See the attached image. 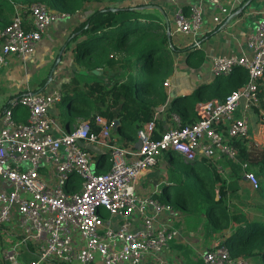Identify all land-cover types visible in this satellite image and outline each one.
Masks as SVG:
<instances>
[{"label":"built area","instance_id":"1","mask_svg":"<svg viewBox=\"0 0 264 264\" xmlns=\"http://www.w3.org/2000/svg\"><path fill=\"white\" fill-rule=\"evenodd\" d=\"M152 1L132 0L131 5L143 7ZM167 1L176 4L171 37L190 39L192 50L202 49L207 12L222 25L245 2L195 0L185 7L178 0ZM14 10L10 24L0 28V66H8L11 59L29 61L49 28L74 16L41 2L15 4ZM180 60L178 54L176 67ZM237 67L247 71L246 84L225 99L198 103L199 120L187 125L171 111L173 95L181 90L175 77H169L164 83L167 100L137 132L140 147L137 142L117 144L114 122L102 116L65 131L56 109L64 98L60 90H28L13 99L0 121V182L8 186L0 190V229L17 239L0 244V264H166L163 255L184 240L173 223L183 212L162 202V191L138 195L136 186L142 174L170 154L181 156L186 164L206 162L228 184L236 166L242 180L257 190V174L243 160L237 142L249 144L257 112L264 119L259 95L264 79V13L248 38L247 51L214 57L210 73L215 79L228 77ZM17 107L26 110L25 122L17 120ZM86 145L108 154V171H96L98 156ZM222 242L201 253L203 264H253L249 258H234ZM28 248L36 260L22 257Z\"/></svg>","mask_w":264,"mask_h":264},{"label":"trees","instance_id":"2","mask_svg":"<svg viewBox=\"0 0 264 264\" xmlns=\"http://www.w3.org/2000/svg\"><path fill=\"white\" fill-rule=\"evenodd\" d=\"M37 2L46 4L52 10L71 14L82 10L90 2H111V6H105L90 15L72 34L75 36L72 41H77L78 36L88 38L77 43L75 60L85 61L90 71L102 69L106 72V68H109V76L85 84L75 77L71 83L63 85L65 96L61 105L65 109L64 123L71 125L73 117L95 111L90 120L94 121L96 116H102L112 122L118 121L115 132L125 143H136L138 130L153 120L156 108L167 100L163 83L173 73L174 61L171 54L179 52L172 37L169 43L166 27L161 25V19L147 12L144 6H132V0H0V28L10 24L5 13H15V4L28 5ZM120 4L123 6H118ZM159 30L163 35L157 40L156 32ZM118 53L124 59L116 60L115 55ZM119 68L122 71L140 68L141 73L130 75L125 80L127 72H124V77L119 79ZM247 80V71L237 67L230 76L216 78L215 83L201 85L189 96L173 99L171 111L181 117L183 125L194 123L199 120L195 111L198 103L225 99L233 90L244 86ZM262 89L264 88L260 86L259 95L264 110ZM144 92H154L157 99L144 98ZM21 111L26 110L22 107L16 108L15 116L18 117V112ZM158 128L160 130L162 126L159 125ZM98 131L95 127V132ZM154 138H159V135L155 134ZM249 144L246 140L237 142L243 160L249 161L257 174L259 188L256 194L264 203V149L259 148L252 140ZM106 161L108 154L101 153L98 158L99 165ZM186 165L187 177L179 183L176 200L170 204L178 210L186 209L188 202L185 201L190 199L193 207L197 208L198 217H201L193 228L194 231L203 225L207 234L213 235L225 226H231L232 230L225 236L222 244L229 248L232 256L249 258L257 264H264V223L251 220L249 215H243L241 211L231 215L227 204L230 197L234 198L241 191L242 177L239 169L233 166L228 184L215 171L209 168L200 169L201 163ZM196 170L199 171L196 173L198 178H193L191 173ZM159 199L169 203L170 194L166 191Z\"/></svg>","mask_w":264,"mask_h":264},{"label":"crops","instance_id":"3","mask_svg":"<svg viewBox=\"0 0 264 264\" xmlns=\"http://www.w3.org/2000/svg\"><path fill=\"white\" fill-rule=\"evenodd\" d=\"M194 1L195 0H178V3L187 7ZM105 6H107V3H87L82 10L74 14L71 20L60 21L53 24L44 35L37 53L29 61L21 62L17 59H11L8 66H0V121L11 101L28 90L34 92L60 90L65 96L63 85L71 83L77 75L87 76L91 73L94 74L93 71H84V65H86L85 61L77 62L75 60L77 43L87 40L88 38L86 36H78L77 41H72V37H75L72 36V34L90 15L98 9L105 8ZM147 6H153L152 9H157L158 11H160L159 8H161L160 12L165 16L167 12L169 15V17H165L167 34L168 27L169 31H172L173 14L176 4L167 0H153L152 4ZM263 13L264 0H245L241 9L235 12L232 17L222 25L214 23L213 12H207L203 26L205 35L201 40L202 49L200 50L191 49L190 39L182 36H173V44L179 50L178 53H173V61H175V57L178 54H181L179 65L177 67L174 65L171 75L175 77L177 87L181 91H179L173 99L189 96L201 85L215 83L216 79L213 78L210 73L212 59L220 56L240 55L247 51L248 38L258 20L263 17ZM160 21L162 25L163 21ZM167 21L169 22V26L167 25ZM187 47H190L189 50H186ZM98 70L102 71V74H99V76L104 77V71L102 69ZM118 71L121 73L120 79L124 71L120 70V68ZM112 74L114 75L115 72ZM130 75L131 73L127 72L125 77H123L128 79ZM80 82L82 84L87 83L84 81ZM261 86L264 88V79ZM185 89L187 91H185ZM262 91L264 92V89H262ZM17 116V120L22 122L26 121V112H18ZM77 119V116L73 117L71 125H66L62 121L64 130L70 131L76 123H79ZM253 127L254 125L252 123V133ZM263 133L264 131L261 129L259 133H254V136H258V140L255 139L254 142L261 149H264ZM114 135L115 137L113 136V138L118 144H131L130 142L125 143L117 133ZM86 146L88 150L99 158L102 153L101 150L92 145ZM98 158L95 160L96 171L98 173L108 171L110 163L106 161L99 165ZM173 160V155L170 154L165 157L158 167L142 174L136 186L137 194L149 195L156 191L166 193L168 188L167 181L169 178L167 170L169 169L168 167H170L166 161L171 163ZM171 183L174 182L172 181ZM240 187L242 189L244 186L241 184ZM7 188V185H2L0 182V190ZM184 214L185 213H183V215ZM173 223L176 227L181 229L184 240L182 242L173 243L166 251L163 255V260L166 264H203L200 258L201 253L204 250L213 248L217 241H224V239H218L214 234H207L206 228L203 225L200 226L197 231L193 229L191 231L188 225V218L185 215ZM16 239L17 237L13 234L10 235V233L4 232L3 228L0 229V244L8 245ZM23 252L22 257L25 260L30 261L37 259L32 249H24Z\"/></svg>","mask_w":264,"mask_h":264},{"label":"rangeland","instance_id":"4","mask_svg":"<svg viewBox=\"0 0 264 264\" xmlns=\"http://www.w3.org/2000/svg\"><path fill=\"white\" fill-rule=\"evenodd\" d=\"M108 5L111 6V2L107 3V6ZM118 6L122 7L123 5L120 4ZM147 12H149L152 15H154L156 18H160L163 21L162 24L164 26H166L165 25V22H166L165 21L166 20L165 17L166 16L169 17L167 12H166V16L163 15L157 9H151V10H148ZM13 14H14L13 12H6L5 13V17H6L7 22H9V23L11 22V20L13 18ZM154 33H155V31L152 32V34H154ZM162 35H163L162 32H160V30H159L158 32H156V39L160 40ZM171 56L173 57V54ZM122 57H124V56H121L120 53L115 55V59L117 58L118 60L124 59ZM84 66L86 67V68L84 67V71H90L86 65H84ZM127 70H129V69L124 70V72H129V73H131V75H133V74L139 75V73H141L140 68L131 69V71H127ZM109 72H110V69L106 68V72H104V74H105L104 78H107L109 76ZM76 77L80 81H82V82L84 81V82H87V83H93V81H97V80L102 78V76H99V75H96V74H92V73L90 75H87V76H85V75H77ZM166 80L164 81V83L166 82ZM164 83H163V87L165 88ZM142 95L146 99H157L154 92L153 93L144 92ZM56 109H58V110L60 109L58 117H59V120H60L61 123H62V121L64 122V120L66 118L65 109L63 108V106L61 104L57 105ZM263 112H264V110H263ZM94 113H95V111L90 112V114L81 113V114H79L77 116V118H78L77 120H78V122H80V121H83V120L90 119V117L93 116ZM253 125H254L253 133L251 132L250 135H251V140L255 141V139L258 140V136L257 135L254 136V133H257V132L259 133L261 127L264 126V119L261 117L260 113H256L253 116ZM112 133H113V136L115 137L114 134H116V132L113 130ZM117 144H118V142H117ZM120 145L123 146V144H120ZM98 154H99V152H98ZM173 158H174V160L171 163H169V161H166L167 164L170 165V167H168L169 169L167 170V174L169 176L168 181H167V187H168L167 191H168V193L171 196V200H170L171 203L175 202V200H176V197H177V195H176L177 192L176 191H177V188L180 187L179 183H181L183 180H185L186 177H187V174H188V170L186 169L187 165L183 161L182 157L179 156V155H173ZM199 168L200 169L208 168L207 163L204 162L202 165L199 166ZM197 172H199V171L196 170L195 173H191V176L193 178H198L196 176ZM171 180L174 183H171L172 182ZM241 184L244 186L241 189V191L234 198L230 197V201L229 202L227 200V204L229 205L230 214L232 215L234 213H237V211H241V213L243 215H249V218L251 220L259 221V222H263L264 223V215H263V213H264L263 212L264 211V203L258 198V196L256 194V190H253L248 185V183L244 182L241 179ZM185 202H188L187 208L186 209H181V210H182L183 213H185L184 215L187 216V218L190 217L188 219V225H189L190 230L192 231V229L197 226V223H198L199 219H201V217L200 218L198 217L199 213L197 211V208L193 207V204L191 203L190 199H187ZM231 230H232L231 226L230 227L225 226V228L218 230L214 235L218 239H224L225 236H227L228 233H230ZM251 261H252L253 264H257L254 260H251Z\"/></svg>","mask_w":264,"mask_h":264},{"label":"water","instance_id":"5","mask_svg":"<svg viewBox=\"0 0 264 264\" xmlns=\"http://www.w3.org/2000/svg\"><path fill=\"white\" fill-rule=\"evenodd\" d=\"M144 8L146 10H150V9L153 8V6H145ZM159 9L161 11V8H159ZM167 25L169 26V22L168 21H167ZM168 40H169V43H170L171 42V35H170L169 27H168ZM93 73L96 74V75H99V74H102V71H100V70H94ZM173 97H175V95H173ZM117 125H118V121H115L114 122L115 129L117 128ZM136 145H137V147H140V145H141L140 141H138L136 143Z\"/></svg>","mask_w":264,"mask_h":264}]
</instances>
